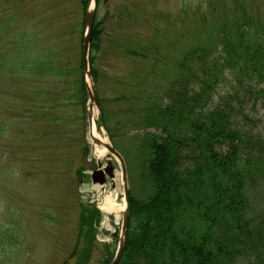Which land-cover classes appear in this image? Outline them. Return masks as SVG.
Segmentation results:
<instances>
[{
  "label": "rangeland",
  "instance_id": "374dc122",
  "mask_svg": "<svg viewBox=\"0 0 264 264\" xmlns=\"http://www.w3.org/2000/svg\"><path fill=\"white\" fill-rule=\"evenodd\" d=\"M81 2L0 0V264H104L117 250L119 235L106 226L116 215H106L99 201L113 192L125 204L119 163L112 159L119 173L115 187L110 178L93 183L92 173L106 156L94 153L88 101L85 108L60 106L69 93L50 66L77 65L82 57ZM245 15L264 24V0L100 1V46L91 51L101 99L95 116L100 134L125 158L130 195L150 193L142 151L148 133L162 134L151 109L170 102L179 61L195 46L216 42L215 30ZM225 76L211 93L210 108L238 90L229 71ZM196 89L192 84L191 93ZM246 100L264 136V93ZM102 111L105 125L99 124ZM251 196L261 210L264 185L258 183ZM92 208L100 210V219ZM123 210L116 219L119 232ZM81 216L91 218L92 226ZM88 229L93 251L87 258Z\"/></svg>",
  "mask_w": 264,
  "mask_h": 264
},
{
  "label": "trees",
  "instance_id": "16d2710c",
  "mask_svg": "<svg viewBox=\"0 0 264 264\" xmlns=\"http://www.w3.org/2000/svg\"><path fill=\"white\" fill-rule=\"evenodd\" d=\"M81 3L85 11L88 0ZM101 32L96 19L89 58L95 84L91 51L99 48ZM214 34L216 42L184 54L170 102L151 109L153 124L162 130L147 134L142 151L151 189L145 198L130 195L127 241L118 264H237L240 258L264 264V206L256 211L251 196L258 183L264 185V136L256 128L260 120L244 106L246 98L257 100L264 93V24L245 15ZM50 66L69 93L59 105L85 108L82 57L77 65L56 61ZM227 71L238 90L210 108L211 93ZM105 121L102 111L99 124ZM92 210L100 219V210ZM90 219L81 216L91 227ZM91 233L85 234L87 258L93 251Z\"/></svg>",
  "mask_w": 264,
  "mask_h": 264
},
{
  "label": "water",
  "instance_id": "95a60500",
  "mask_svg": "<svg viewBox=\"0 0 264 264\" xmlns=\"http://www.w3.org/2000/svg\"><path fill=\"white\" fill-rule=\"evenodd\" d=\"M98 0H88V4L85 10L84 17V34L82 40V60H83V71L85 76V85L88 92V104H87V114L90 126V137L94 145H103L107 149L106 154V164L99 161L98 168L92 173V181L94 184L104 185L107 182V178L112 179V187H115V179L119 174L116 171V167L113 164L112 159L115 158L118 161L121 169V178L124 187V199H125V209L123 211V219L121 224V230L119 232V223L116 220H110V225L115 228L113 231L114 235H119L118 246L115 256L110 264H118L124 253L126 241H127V231L129 226L130 217V191H129V181H128V168L122 153L110 142L103 141L100 137L96 136L93 132L92 122L95 116V108L100 110V100L98 92L95 86L94 79L92 77L90 69V50L93 35V28L97 15ZM96 125L98 128V122L96 119Z\"/></svg>",
  "mask_w": 264,
  "mask_h": 264
},
{
  "label": "bare ground",
  "instance_id": "6f19581e",
  "mask_svg": "<svg viewBox=\"0 0 264 264\" xmlns=\"http://www.w3.org/2000/svg\"><path fill=\"white\" fill-rule=\"evenodd\" d=\"M91 129L96 134V136L100 137L103 141H107L108 140L107 138L103 137L100 134L99 130L97 129L96 116H94ZM94 153H95L96 158L101 159V158L106 156L107 149H106L105 146L97 144V145H94ZM112 193L106 194L103 198L101 197L102 199L99 201V207H100V209L102 211L105 212V214L106 213L107 214L115 213V215H116L115 217L118 220L119 217H120V212L123 209H125L126 204H119L118 203L119 199L117 200V195L112 194ZM106 226L108 227V229H111V225H110L109 221L106 222Z\"/></svg>",
  "mask_w": 264,
  "mask_h": 264
},
{
  "label": "flooded vegetation",
  "instance_id": "af4514ba",
  "mask_svg": "<svg viewBox=\"0 0 264 264\" xmlns=\"http://www.w3.org/2000/svg\"><path fill=\"white\" fill-rule=\"evenodd\" d=\"M112 181V179H110Z\"/></svg>",
  "mask_w": 264,
  "mask_h": 264
}]
</instances>
